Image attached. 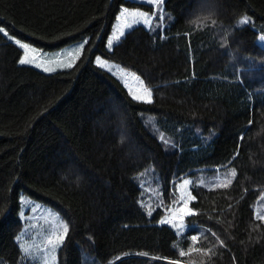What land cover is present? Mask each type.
Returning <instances> with one entry per match:
<instances>
[{"label":"trees","instance_id":"trees-1","mask_svg":"<svg viewBox=\"0 0 264 264\" xmlns=\"http://www.w3.org/2000/svg\"><path fill=\"white\" fill-rule=\"evenodd\" d=\"M125 10L151 24L127 28ZM11 37L87 44L49 74ZM229 168L228 185L202 183ZM150 170L166 206L152 215ZM263 195L264 0H0V263L25 260L27 196L67 223L58 264H264Z\"/></svg>","mask_w":264,"mask_h":264},{"label":"rangeland","instance_id":"rangeland-1","mask_svg":"<svg viewBox=\"0 0 264 264\" xmlns=\"http://www.w3.org/2000/svg\"><path fill=\"white\" fill-rule=\"evenodd\" d=\"M11 39L14 40L18 45L26 44L29 49H35L36 53L39 54L37 57L38 60H41L42 58L51 59L57 55H60L61 58H63L64 54L87 41V39H84L71 43L60 49L44 50L37 48L27 42H23L18 38L11 37ZM85 45L86 44H84V47ZM25 65L35 67L32 64ZM35 68L45 72L43 71L42 67ZM65 69L68 68H58L56 71L45 73L51 74ZM235 175L236 171L233 168H229L227 170H222L220 172L217 171L203 177L202 183L208 188H220L225 186V182H227L226 185L231 183L235 178ZM143 184L145 199L142 201V206L148 215H152L153 212L159 207L166 208V206L162 204L163 191L160 178L154 170L149 171L146 179L143 181ZM21 205V216L24 221V229L21 232L18 241L22 251L23 248L28 249L27 253L23 251L25 254V260L23 264H58V253L67 235V232L65 233L63 231L65 226L67 227L68 231L66 221L63 219L61 214L51 206L39 201H35L30 197L22 196ZM257 214L260 219L264 220V195L257 205ZM61 236H63L62 240L60 239ZM49 241L56 242L55 248H53V245L49 243ZM0 264L6 263L1 262Z\"/></svg>","mask_w":264,"mask_h":264},{"label":"snow or ice","instance_id":"snow-or-ice-1","mask_svg":"<svg viewBox=\"0 0 264 264\" xmlns=\"http://www.w3.org/2000/svg\"><path fill=\"white\" fill-rule=\"evenodd\" d=\"M123 16L127 17L128 20L126 21L125 26L127 28H132L133 25L139 24L141 21L144 24H151V18L148 17L147 13L144 12H128L127 10L124 11V13H122ZM244 23H247V21L245 20ZM124 35V31H123V27L121 29H118V35L114 34L112 39H110L108 41V46L112 47V42L113 40H119V38L121 36ZM84 44H87V41L84 42ZM84 44H81L80 46L72 49L71 51L67 52L66 54H64L63 58H61L60 55H57L56 57H53L51 59H47V58H42L41 60H38V53H36L35 49H29L28 46L26 44H20L19 46L24 49V55L23 57L19 60V63L22 65L25 64H32L37 68H43V71L45 72H52V71H56L58 68H71L73 67L74 63L76 62V60H78L81 56V53L83 51L84 48ZM97 64L100 67H105V62L101 61L99 58L97 59ZM127 75V74H125ZM135 80L139 81L138 77H134ZM140 87L137 88L133 94V98L141 101V102H146V103H151L152 102V94L151 91L144 88L143 87V82L139 81ZM153 123L154 122H150ZM156 129L154 128V131ZM187 183V182H186ZM225 182V186H226ZM183 187V186H181ZM182 199H184V197H181ZM181 211H185L187 212V201L185 200V207L184 209H182ZM151 214V213H149ZM169 221L166 219L164 221H162V223H168ZM175 227V225H174ZM63 231L66 233L67 232V227L65 226ZM19 239V238H18ZM60 239H63V236L60 237ZM49 243H51L53 245V248H55L56 246V242L55 241H49ZM23 251L25 253L28 252L27 248H23Z\"/></svg>","mask_w":264,"mask_h":264}]
</instances>
